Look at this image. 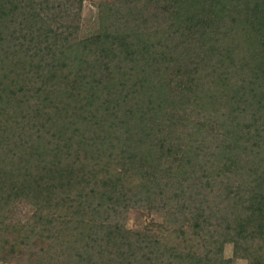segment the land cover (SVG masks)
<instances>
[{"label": "trees", "instance_id": "obj_1", "mask_svg": "<svg viewBox=\"0 0 264 264\" xmlns=\"http://www.w3.org/2000/svg\"><path fill=\"white\" fill-rule=\"evenodd\" d=\"M82 5L0 0V264H264V0Z\"/></svg>", "mask_w": 264, "mask_h": 264}, {"label": "rangeland", "instance_id": "obj_2", "mask_svg": "<svg viewBox=\"0 0 264 264\" xmlns=\"http://www.w3.org/2000/svg\"><path fill=\"white\" fill-rule=\"evenodd\" d=\"M100 0H83L82 8L80 9V32L86 33L91 29L92 26L96 25L98 15V5ZM75 10V9H74ZM34 211L33 205L28 201L20 200L17 201L13 208L9 210L7 214V222L17 224L19 226L26 225ZM161 222V214L151 212L148 209H131L127 218V226L134 230H143L150 221ZM157 233H166L162 228L155 229ZM38 248V245H33L32 248L26 250L25 258L19 259L13 264H29L28 258L31 249ZM226 256L230 257L233 254V245L227 244L225 250ZM236 264H247L246 259H237Z\"/></svg>", "mask_w": 264, "mask_h": 264}]
</instances>
